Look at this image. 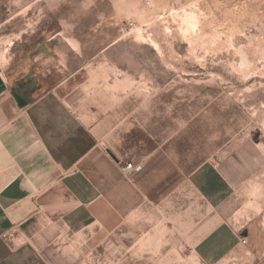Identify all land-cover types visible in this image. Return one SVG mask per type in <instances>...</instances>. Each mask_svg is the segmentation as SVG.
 Instances as JSON below:
<instances>
[{"label":"crops","instance_id":"1","mask_svg":"<svg viewBox=\"0 0 264 264\" xmlns=\"http://www.w3.org/2000/svg\"><path fill=\"white\" fill-rule=\"evenodd\" d=\"M83 71L59 83L56 71L21 66L1 76L0 264H39L63 237L88 231L138 243L164 231V242L189 252L175 245L164 263L264 264V230L236 226L227 207L253 172L249 148L221 158L216 134L206 152L211 140L197 125L188 130L186 106L164 87L138 93L121 87L136 78H113L95 99L103 78ZM128 163L140 169L123 177Z\"/></svg>","mask_w":264,"mask_h":264},{"label":"rangeland","instance_id":"2","mask_svg":"<svg viewBox=\"0 0 264 264\" xmlns=\"http://www.w3.org/2000/svg\"><path fill=\"white\" fill-rule=\"evenodd\" d=\"M15 66L56 71L58 83L82 68L103 78L95 99L113 78H136L121 87L138 93L164 87L186 106L188 130L197 125L211 140L206 152L218 134L217 156L242 144L255 155L227 207L236 226L264 230V0H0V72ZM164 233L144 243L131 233H70L39 264H167L160 257L175 245L189 253Z\"/></svg>","mask_w":264,"mask_h":264},{"label":"built area","instance_id":"3","mask_svg":"<svg viewBox=\"0 0 264 264\" xmlns=\"http://www.w3.org/2000/svg\"><path fill=\"white\" fill-rule=\"evenodd\" d=\"M129 26L131 28L135 27V24L134 23H130ZM140 168L139 167H135L132 163H128L126 165H124L122 168H121V173L123 175V177H131V175L134 173V172H137ZM3 238L4 239H10L12 237H14V233L12 232H7V233H4L3 235ZM243 243L246 244L247 243V239H244L243 240Z\"/></svg>","mask_w":264,"mask_h":264},{"label":"water","instance_id":"4","mask_svg":"<svg viewBox=\"0 0 264 264\" xmlns=\"http://www.w3.org/2000/svg\"><path fill=\"white\" fill-rule=\"evenodd\" d=\"M7 90V87L4 83V81L2 80L1 76H0V94L5 92Z\"/></svg>","mask_w":264,"mask_h":264},{"label":"bare ground","instance_id":"5","mask_svg":"<svg viewBox=\"0 0 264 264\" xmlns=\"http://www.w3.org/2000/svg\"><path fill=\"white\" fill-rule=\"evenodd\" d=\"M0 76H2V77H3V79H4V76H3L2 72H0ZM2 77H1V78H2ZM3 79H2V80H3ZM3 81H4V80H3Z\"/></svg>","mask_w":264,"mask_h":264}]
</instances>
